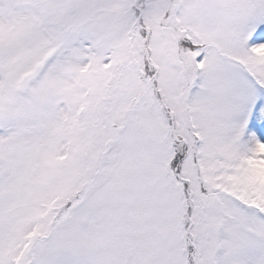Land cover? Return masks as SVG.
I'll use <instances>...</instances> for the list:
<instances>
[{
    "label": "snow or ice",
    "instance_id": "1",
    "mask_svg": "<svg viewBox=\"0 0 264 264\" xmlns=\"http://www.w3.org/2000/svg\"><path fill=\"white\" fill-rule=\"evenodd\" d=\"M0 264H264V0H0Z\"/></svg>",
    "mask_w": 264,
    "mask_h": 264
}]
</instances>
